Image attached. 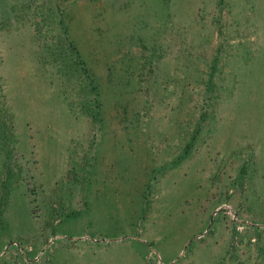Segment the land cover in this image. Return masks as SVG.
I'll use <instances>...</instances> for the list:
<instances>
[{"label":"rangeland","instance_id":"1","mask_svg":"<svg viewBox=\"0 0 264 264\" xmlns=\"http://www.w3.org/2000/svg\"><path fill=\"white\" fill-rule=\"evenodd\" d=\"M0 264H264V0H0Z\"/></svg>","mask_w":264,"mask_h":264}]
</instances>
